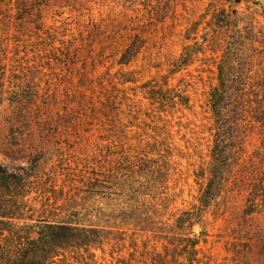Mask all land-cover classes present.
<instances>
[{
	"label": "rangeland",
	"instance_id": "374dc122",
	"mask_svg": "<svg viewBox=\"0 0 264 264\" xmlns=\"http://www.w3.org/2000/svg\"><path fill=\"white\" fill-rule=\"evenodd\" d=\"M233 6L238 32L211 25ZM195 24L202 48L170 74ZM228 51L238 78L217 120L210 93ZM3 65L6 87L21 85L18 102L0 101V164L27 181L25 219L3 245L30 246L47 222L58 226L31 246L37 261L190 264L196 243L195 264H264L262 205L246 216L264 171V0H0ZM118 72L139 82L121 85ZM153 79L185 89L190 109L152 104L139 86ZM213 164L201 220L177 222L200 204Z\"/></svg>",
	"mask_w": 264,
	"mask_h": 264
},
{
	"label": "trees",
	"instance_id": "16d2710c",
	"mask_svg": "<svg viewBox=\"0 0 264 264\" xmlns=\"http://www.w3.org/2000/svg\"><path fill=\"white\" fill-rule=\"evenodd\" d=\"M229 2V0H225ZM231 1V0H230ZM236 6V5H235ZM234 7L233 10L222 9L218 13H214L211 21V25L220 29H230L234 31L238 30L239 25L243 21V13H241L238 7ZM199 25L193 26L191 30H188L186 40H193L195 43L193 45H187L184 47L180 56L174 60L170 66V74H176L185 68L189 67L194 63V56L199 52L198 47L202 48L201 43L197 37H190V34H196ZM211 28V27H209ZM212 30V28H211ZM213 32H216L213 29ZM238 32V31H237ZM238 37L241 38V31L238 33ZM203 42H209L207 37H203ZM137 47V42L134 41L128 45L127 49L122 54L119 64L123 66H128L132 61L133 52H135ZM229 49V48H227ZM231 52H226L220 61L217 63V80L218 85L210 93V106L214 117L217 120H221V108L224 102V98L227 97L231 90V82L238 77L233 75L231 71L235 69V61L231 59ZM6 72L7 69L5 65L0 68V101L5 94H9V100L11 102H18L19 97H16L19 93V87L21 81L18 83L10 82V86L6 87ZM120 76V77H119ZM168 78V77H165ZM118 79L121 85L126 84H137L139 80L134 77V72H118ZM164 81V80H163ZM243 78L240 84L243 85ZM142 92H144L145 98L148 99L152 104L159 105L161 110L167 108L180 107L182 109H190L191 99L187 94V91L181 87L174 89L168 88V82L165 80L163 85H160L155 79L144 83L139 86ZM28 97V96H27ZM215 147L211 150L212 160L217 162V157L219 156V140L216 141ZM219 164L212 166L210 170V177L208 178V184H201L200 189V204L195 206L194 211H183L181 216L187 215L189 218L184 219L179 217L177 222L183 221L189 223L193 226L195 222L201 220L204 209L208 207L210 201L217 190L218 180L220 179ZM201 176V177H199ZM198 178H204V175H199ZM258 178L257 185L253 194L248 198L246 204V216L256 213V209L262 205V210L264 212V171L261 172ZM27 181L23 174L10 171L6 167L0 164V264H56V261H37L32 257L31 246H37V243H43L48 235L47 229H53L58 225H52L46 222L39 226L37 232L38 238L33 242H30V246H22L21 244L15 245L13 247L3 245L2 240L5 241L7 236L14 234V230L17 226L16 220L25 219L24 216V198L26 196ZM259 200L262 203H259ZM196 243L192 246L190 250V258L188 261L190 264L199 263L198 251L196 249ZM38 247V246H37ZM35 251V249H33Z\"/></svg>",
	"mask_w": 264,
	"mask_h": 264
}]
</instances>
